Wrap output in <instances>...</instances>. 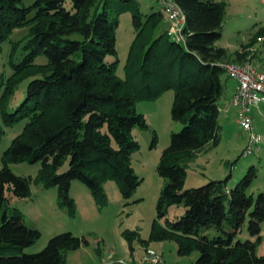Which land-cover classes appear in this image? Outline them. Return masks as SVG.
I'll list each match as a JSON object with an SVG mask.
<instances>
[{"label": "trees", "instance_id": "obj_1", "mask_svg": "<svg viewBox=\"0 0 264 264\" xmlns=\"http://www.w3.org/2000/svg\"><path fill=\"white\" fill-rule=\"evenodd\" d=\"M173 1L185 16L184 43L168 34L162 9L144 14L136 0H34L26 6L22 0H0V51L15 28L29 26L5 62L11 75L3 81L0 78L3 125L24 120L2 156L0 264H64L65 250L84 242L65 231L50 237L41 250L24 252L41 234L26 225L18 208L8 206L6 189L26 197L29 179L14 174L7 163L39 162L38 178L45 186L57 185L71 205L68 187L72 179L83 181L98 200L104 198L101 183L107 178L116 180L128 196L138 184L130 165V154L138 147L131 130L135 125L146 127L135 100L152 98L167 88L174 90L171 116L182 128L171 133L157 165L166 180L157 210L163 215L167 206L183 204L184 213L174 221L166 219V226L154 223L150 237L174 240L180 254L197 250L200 264H264L254 241L234 239L246 214L251 235H259L264 221V193L255 198L246 193L251 169L233 188L226 186L227 177L183 189L186 171L179 161L219 140L218 102L225 74L221 63L228 54L216 41L222 35L226 3ZM125 12L131 14L135 37L126 77L121 78L116 74L115 30L118 17ZM162 22L164 30L156 33ZM248 54L250 44H241L235 60L243 61ZM26 78L30 79L25 97L9 111L8 95ZM2 133L0 124V139ZM65 163L67 168L58 172ZM224 220L230 221L231 231L222 229ZM211 226L220 234H200V228Z\"/></svg>", "mask_w": 264, "mask_h": 264}, {"label": "rangeland", "instance_id": "obj_2", "mask_svg": "<svg viewBox=\"0 0 264 264\" xmlns=\"http://www.w3.org/2000/svg\"><path fill=\"white\" fill-rule=\"evenodd\" d=\"M33 1L22 0V5H29ZM136 1L144 14L162 9L157 0ZM221 1L226 3V7L221 27L222 35L216 45L227 50L228 56L223 62L244 65L250 61L257 72L264 73V0ZM118 20L115 30L118 59L116 74L125 78V65L135 30L129 12L122 13ZM28 30V25L15 28L9 39L1 44L2 81L12 73L9 65L5 66L12 46H16L15 41L24 38ZM162 30L163 22L158 25L156 33ZM258 35L261 39L257 38ZM241 44H250V54L243 61H237L234 54ZM17 47L16 56L20 51L19 45ZM108 59L114 60L115 57L108 56ZM41 60L39 57L36 61ZM224 76L225 74L221 76L223 83ZM29 79L20 81L8 95L6 106L9 111L15 109L25 97ZM3 90L4 84L0 82V97ZM173 95V88H167L152 98L141 97L135 100L136 111L143 115L146 127L135 125L131 130L132 138L138 142V147L130 154V165L138 177V184L128 196L123 195L116 180L107 178L101 183L104 198L98 200L83 181L72 179L68 187L71 205L60 195L57 185L45 186L38 178L39 162L23 160L7 163L14 174L29 179V193L26 197H17L6 189L8 206L18 208L26 225L37 228L41 234L34 243L24 248L25 253H35L41 250L53 235L70 231L84 242L75 249L65 250L64 264H141L146 249H152L159 254L163 264H200L197 262V250L180 254L174 240H156L150 237L154 223L157 226H166V219L174 221L184 213L183 204L167 206L163 215H159L157 210V201L166 181L159 175L157 165L170 144L171 133L182 128V123L171 116ZM224 96L223 94L220 97L219 103ZM247 113L251 117L254 115L256 119L253 131L261 137L260 149L246 152L250 132H242L235 121L236 117L226 118L223 122V113L222 119L218 120V142L209 144L193 156L179 161L186 171L183 189L227 177L226 186L233 188L251 169L252 179L246 187V193L254 198L259 193H264V114L250 110ZM0 124L3 127L0 139L1 169L4 150L22 130L24 120L16 121L12 125H3L0 116ZM66 168L65 163L58 172ZM225 206L228 210V201ZM1 215L0 212V223ZM248 222L249 216L246 214L234 239L254 241L257 255L264 256V221L260 224L259 235L250 234ZM222 229L231 231L229 220L222 222ZM200 234L213 237L220 234V231L213 226L202 227Z\"/></svg>", "mask_w": 264, "mask_h": 264}, {"label": "built area", "instance_id": "obj_3", "mask_svg": "<svg viewBox=\"0 0 264 264\" xmlns=\"http://www.w3.org/2000/svg\"><path fill=\"white\" fill-rule=\"evenodd\" d=\"M164 12L167 32L173 40L184 43L182 30L185 24L183 11L173 0H157ZM261 39L260 37H258ZM225 74L235 82L230 104L235 106L236 121L242 132H250L246 152L259 150L261 137L253 131V119L247 113L250 105L264 103V73L257 72L251 62L244 65L222 62ZM141 264H163L162 258L152 249H146Z\"/></svg>", "mask_w": 264, "mask_h": 264}, {"label": "crops", "instance_id": "obj_4", "mask_svg": "<svg viewBox=\"0 0 264 264\" xmlns=\"http://www.w3.org/2000/svg\"><path fill=\"white\" fill-rule=\"evenodd\" d=\"M216 1H221V0H216ZM223 80L225 82L223 83L222 95L224 94L225 96L220 103L218 102V106H219V120H220V118L222 119V114L224 113L223 120H222L224 122L226 120V118H229V117L235 118L236 115H234V113L236 114L237 109L235 106L230 104V98H231V95L233 93L235 82L231 78H229L226 74H225ZM249 110L252 112H261L262 114H264V103H261L259 105H250L248 107L247 111L249 112ZM232 112H233V114H232ZM220 114H221V116H220ZM252 119H253V128H254V125L256 123V119H255L254 115L252 116Z\"/></svg>", "mask_w": 264, "mask_h": 264}]
</instances>
